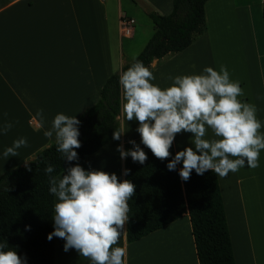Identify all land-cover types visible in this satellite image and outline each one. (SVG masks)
I'll list each match as a JSON object with an SVG mask.
<instances>
[{"label": "crops", "instance_id": "1", "mask_svg": "<svg viewBox=\"0 0 264 264\" xmlns=\"http://www.w3.org/2000/svg\"><path fill=\"white\" fill-rule=\"evenodd\" d=\"M117 1L114 33L104 0H0V126L13 124L0 134V175L54 143L55 135L44 136L54 117L63 113L78 119L98 102L105 80L134 60L125 55L123 41L135 38L137 22ZM142 1L159 15L172 10L173 0ZM262 1L208 0L206 32L185 50L154 60L151 82L163 89L172 84L170 77L201 74L206 67L219 71L224 65L230 79L240 83L243 95L238 99L256 106L264 134ZM123 18L135 23L123 25ZM117 121L121 139H111L79 165L115 174L122 182L124 159L117 147L141 137L138 122L127 121L123 111ZM191 137L176 135L175 155L194 148ZM19 138L27 139V147L17 149L16 157H5L6 148ZM205 138H215L210 129ZM258 163L255 169L245 164L226 177L217 176L235 264H264V150ZM63 174L67 170L57 176ZM124 232L126 224L116 246L126 249L125 264H198L187 214L131 243ZM64 244L55 237V264H90L75 249L65 252Z\"/></svg>", "mask_w": 264, "mask_h": 264}, {"label": "clouds", "instance_id": "2", "mask_svg": "<svg viewBox=\"0 0 264 264\" xmlns=\"http://www.w3.org/2000/svg\"><path fill=\"white\" fill-rule=\"evenodd\" d=\"M170 79L172 84L163 89L153 84V73L134 58L118 81L122 111L127 121L138 122L136 131L141 143L157 159L164 161L172 155L170 149L177 134H192L190 143L194 148L177 152L167 164L169 171L182 163L179 176L188 181L193 171L197 175L211 171L223 178L245 164L251 169L259 167L264 134L260 132L257 109L238 99L243 91L239 81L230 79L226 66L221 65L219 71L206 67L201 74ZM38 115L42 118L43 114ZM79 124L76 116L59 113L51 129L44 132L46 138L55 135L56 150L69 163L78 160L74 149L81 147ZM12 127L11 122H5L0 134H7ZM209 129L215 138H205ZM123 134L116 130L113 139L119 141ZM129 143L131 150L125 151L123 145L117 147L120 158L130 156L133 162L143 165L147 160L145 151L134 140ZM21 147H27L26 138L13 141L3 155L16 157ZM44 170L49 175V192L56 197L54 231L47 239H63L65 252L75 249L90 264H125L126 249L116 245L129 219L128 201L135 193V185L102 170L86 171L79 164L68 168L62 177L51 175L54 168L50 164ZM129 172L125 169L123 174ZM7 246L0 244V264H26V258L22 259L15 250L4 251Z\"/></svg>", "mask_w": 264, "mask_h": 264}, {"label": "trees", "instance_id": "3", "mask_svg": "<svg viewBox=\"0 0 264 264\" xmlns=\"http://www.w3.org/2000/svg\"><path fill=\"white\" fill-rule=\"evenodd\" d=\"M207 1L173 0L168 15H159L143 4L154 33L135 60L150 70L154 60L189 47L206 32ZM262 18L264 25V0ZM132 63L134 60L105 80L98 102L78 118L81 147L74 149L78 160L64 161L54 142L24 165L0 175V244L8 245L4 251L15 250L22 259L26 258V264H55V237L47 239L54 231L55 196L49 192V175L44 169L52 165L51 175L57 176L113 139L122 111L119 76ZM134 141L145 151L147 160L141 165L130 156L124 159V170H130L124 179L135 185V193L128 201L127 242L137 241L187 214L198 264H235L217 175L211 171L197 175L193 171L188 181H182L178 168L167 169L175 156L173 145L172 155L161 161L141 143V138ZM131 149L129 142L124 144L125 151Z\"/></svg>", "mask_w": 264, "mask_h": 264}, {"label": "rangeland", "instance_id": "4", "mask_svg": "<svg viewBox=\"0 0 264 264\" xmlns=\"http://www.w3.org/2000/svg\"><path fill=\"white\" fill-rule=\"evenodd\" d=\"M105 7L108 11L110 25L112 22H114V29L111 28V30L116 32L115 29H117V24L115 21H112L111 19H116V13L118 10V1L117 0H104ZM143 4H146L142 0H122V8L125 11V7L127 9V14L129 16H132L135 18L137 22V33L135 35V38L133 40H124V51L125 55L128 58H136L140 52L144 49L149 39L152 37L154 31H153V25L152 21L148 17V14L143 6ZM149 6V5H148ZM146 13H145V12Z\"/></svg>", "mask_w": 264, "mask_h": 264}, {"label": "built area", "instance_id": "5", "mask_svg": "<svg viewBox=\"0 0 264 264\" xmlns=\"http://www.w3.org/2000/svg\"><path fill=\"white\" fill-rule=\"evenodd\" d=\"M135 22L131 18H123V25H133Z\"/></svg>", "mask_w": 264, "mask_h": 264}]
</instances>
